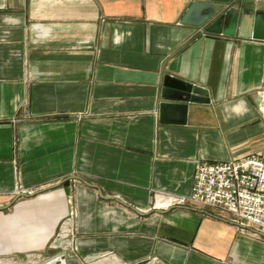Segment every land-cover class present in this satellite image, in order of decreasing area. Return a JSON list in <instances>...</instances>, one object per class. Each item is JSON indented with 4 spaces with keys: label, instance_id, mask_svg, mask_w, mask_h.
Listing matches in <instances>:
<instances>
[{
    "label": "crops",
    "instance_id": "obj_1",
    "mask_svg": "<svg viewBox=\"0 0 264 264\" xmlns=\"http://www.w3.org/2000/svg\"><path fill=\"white\" fill-rule=\"evenodd\" d=\"M193 1L0 0V264L58 253L72 212L79 261L264 264V235L228 213L153 205L188 195L198 160L264 150V39L180 24ZM164 73L211 102L161 122Z\"/></svg>",
    "mask_w": 264,
    "mask_h": 264
},
{
    "label": "built area",
    "instance_id": "obj_2",
    "mask_svg": "<svg viewBox=\"0 0 264 264\" xmlns=\"http://www.w3.org/2000/svg\"><path fill=\"white\" fill-rule=\"evenodd\" d=\"M260 100L258 110L264 116V90ZM20 190L22 189H17ZM186 203L210 206L224 211L230 215L238 229L252 227L264 235V150L234 160L220 162L198 160L194 165L191 192L188 195L177 196L162 193L156 197L153 205L164 208ZM74 215L72 212L61 222L48 246L58 252L73 253V258L78 260L77 264H94L93 257H85L79 261L78 245L72 236ZM41 256L31 254L30 258L32 262L37 263Z\"/></svg>",
    "mask_w": 264,
    "mask_h": 264
},
{
    "label": "water",
    "instance_id": "obj_3",
    "mask_svg": "<svg viewBox=\"0 0 264 264\" xmlns=\"http://www.w3.org/2000/svg\"><path fill=\"white\" fill-rule=\"evenodd\" d=\"M179 22L195 27L204 26L206 31L212 34L264 39V16L262 13L252 14L234 5L225 7L219 3L195 0L187 7ZM190 102L210 103L208 89L170 73H164L160 84L158 109L160 121L166 122L167 115L177 110L181 117L180 123H185ZM22 195H26V193H18L17 198ZM38 264H77V261L75 258L69 257L67 252L62 251Z\"/></svg>",
    "mask_w": 264,
    "mask_h": 264
},
{
    "label": "rangeland",
    "instance_id": "obj_4",
    "mask_svg": "<svg viewBox=\"0 0 264 264\" xmlns=\"http://www.w3.org/2000/svg\"><path fill=\"white\" fill-rule=\"evenodd\" d=\"M54 236H55V235H54ZM54 236H53V237H54ZM72 236L74 237V240H75V239H76V237H75L76 235L73 234ZM40 262H41V261H40ZM40 262H37V263H34V264H38V263H40Z\"/></svg>",
    "mask_w": 264,
    "mask_h": 264
},
{
    "label": "bare ground",
    "instance_id": "obj_5",
    "mask_svg": "<svg viewBox=\"0 0 264 264\" xmlns=\"http://www.w3.org/2000/svg\"><path fill=\"white\" fill-rule=\"evenodd\" d=\"M158 205V204H157Z\"/></svg>",
    "mask_w": 264,
    "mask_h": 264
}]
</instances>
